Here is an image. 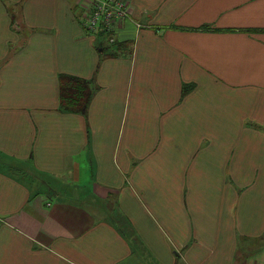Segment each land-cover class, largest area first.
<instances>
[{"label":"crops","instance_id":"0c3cea01","mask_svg":"<svg viewBox=\"0 0 264 264\" xmlns=\"http://www.w3.org/2000/svg\"><path fill=\"white\" fill-rule=\"evenodd\" d=\"M82 1L0 0V264H264V0Z\"/></svg>","mask_w":264,"mask_h":264},{"label":"trees","instance_id":"16d2710c","mask_svg":"<svg viewBox=\"0 0 264 264\" xmlns=\"http://www.w3.org/2000/svg\"><path fill=\"white\" fill-rule=\"evenodd\" d=\"M109 47L102 50L111 55H118L119 53H126L132 44L124 42L109 43ZM128 47V48H127ZM60 79V109L63 111L76 112L86 115L95 94L97 87L91 79H87L78 75L62 73L59 75ZM195 87L194 83L184 86V92H188ZM9 171L16 174L18 177L25 176L29 180L33 179L29 173L16 168L15 166L9 167ZM26 180V179H25Z\"/></svg>","mask_w":264,"mask_h":264},{"label":"built area","instance_id":"2783aa9c","mask_svg":"<svg viewBox=\"0 0 264 264\" xmlns=\"http://www.w3.org/2000/svg\"><path fill=\"white\" fill-rule=\"evenodd\" d=\"M79 9L80 23L86 32L103 34L110 43L116 41L118 23L128 15V4L125 0H83Z\"/></svg>","mask_w":264,"mask_h":264},{"label":"rangeland","instance_id":"374dc122","mask_svg":"<svg viewBox=\"0 0 264 264\" xmlns=\"http://www.w3.org/2000/svg\"><path fill=\"white\" fill-rule=\"evenodd\" d=\"M248 124H250V122H248ZM22 178H25L27 181H31V179L29 180L27 177H25V176H21ZM36 182H38V181H36ZM64 186H66V183H65V185ZM74 186V185H73ZM59 187H61V186H59ZM75 188H77L76 186H74ZM62 197H64V196H62ZM106 202L107 201H104L103 203H104V205H106ZM111 215H113V213L111 214Z\"/></svg>","mask_w":264,"mask_h":264}]
</instances>
